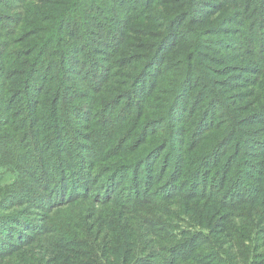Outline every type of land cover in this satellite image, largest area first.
<instances>
[{
    "label": "trees",
    "instance_id": "16d2710c",
    "mask_svg": "<svg viewBox=\"0 0 264 264\" xmlns=\"http://www.w3.org/2000/svg\"><path fill=\"white\" fill-rule=\"evenodd\" d=\"M32 1L0 0V196L9 204L0 208V261L24 253L22 257L26 259L22 264H74L76 258L86 259L90 264L92 261L112 264L108 254L118 259L116 264H263L264 253L256 242L264 233L263 222L246 227L239 226L235 219L243 222L251 218L250 213L244 216L240 213L243 209L258 211V207L264 211L261 196L264 158L257 172L259 186L254 198L248 200L232 185L224 183L197 197L187 196L190 190L185 187L187 183H195L191 177L197 167L193 166L188 173L182 170L187 166L183 154L189 148L203 149L200 155L203 160L218 154L225 146L232 147L233 156L239 144L246 142L249 146L251 140L241 137L249 132H241L237 122L254 125L255 120H264L257 115L260 110L234 120L226 108H219L220 115L213 121L214 112L210 108L217 109V105L212 94L216 99L219 96L213 91L204 105L196 107V97L206 93L209 88L204 85L210 84L204 77L202 85L196 84L190 67L186 66L165 107L161 111L152 110L150 118L141 114L146 111L152 86L166 71L177 40L179 45L182 42L181 30L176 25L181 21L192 25L221 5L239 11L232 15L235 25L230 26L227 18L214 26L217 28L211 27L221 30L219 37L223 41L218 42L215 50L218 54H213L219 65L216 69L224 65L217 58L224 52V45L227 51L251 55L258 68L263 69L264 0H187L186 7L157 34L156 43L123 89L111 84L119 65L116 56L123 51L137 17L148 10L153 0H60V8L48 10L35 23L26 22L28 15L7 12L31 6ZM244 17L250 18L249 26L242 23ZM47 18L50 20L43 21ZM229 32L233 34L227 36ZM252 47L260 59L251 54ZM236 69L256 77L252 78V88L262 86L259 80L264 74L253 66L240 65ZM236 75V86H244L250 79L246 74ZM126 123L131 124L130 129L124 130L121 137L114 134L102 147L108 140V131L118 132ZM97 126L105 133L94 130ZM137 127L140 133L135 130ZM148 129H156L155 135L167 130L165 142H155L150 151L133 159L128 168L108 162L114 158L111 147H122L130 139L133 140L130 146L138 147ZM184 139L188 142L186 148ZM258 142L262 147L264 134ZM167 143L175 149L166 153L167 157L172 156V174L165 180L163 172L167 165L163 164L153 182L145 180L139 192L140 186L132 180V169L146 168L145 163L152 162L155 153ZM240 151L244 158L238 164H243L248 153L244 147ZM156 162L161 161L155 160L153 165ZM243 167L244 164L237 174L246 173L241 170ZM180 199L217 206L219 220L226 214L229 221L224 230L227 238L222 240L218 235V244H214L210 238L213 232L207 228H199L182 217L173 223L156 219L146 209ZM86 203L110 205L119 210H116L119 216L111 219L112 233L104 228L109 218L88 214L91 207L84 208L87 213L67 214L72 207H84ZM123 215L139 218L138 222L132 220L133 225L128 226L129 232L125 234L122 231L126 228L120 223ZM90 230L99 234L98 245L85 240L82 252L73 249L74 246H65H80L75 236L89 237ZM156 237L159 241L154 240ZM197 237L204 242L199 250ZM227 241L236 249L234 252L224 249ZM33 246H37L39 254L27 258L26 251Z\"/></svg>",
    "mask_w": 264,
    "mask_h": 264
},
{
    "label": "rangeland",
    "instance_id": "374dc122",
    "mask_svg": "<svg viewBox=\"0 0 264 264\" xmlns=\"http://www.w3.org/2000/svg\"><path fill=\"white\" fill-rule=\"evenodd\" d=\"M156 1L157 0L151 1L148 10L144 11L143 13H140V16L137 17L135 24L132 28H130L129 36L126 39L125 47L123 51L116 56L119 59V62H117L119 63V65L116 69V73L113 77V80H111L112 87H116L119 89L127 87L129 80L134 75L133 73L136 71V69L138 70V68L142 65V63L147 57V54L152 49L153 44L156 43L157 34L163 32L164 25L168 24L169 19L172 18L174 15L179 14L182 9L186 7L187 4V0H158L157 3ZM59 2L60 0H34L32 1V4H29L31 6L27 5L22 9H11V11L7 12L10 15L16 14L17 12H19V14L28 15V17L26 18V22L30 23V21H34L35 23L38 20L37 18H40L42 15L48 12V10L54 7L60 8V5H58ZM236 10L239 11L238 8L227 6L224 7L221 5L216 12L214 11L204 16V18H201L199 21H193L192 25L183 23L184 21H181L176 25L178 29L181 30V34L179 35L180 39L182 38V42L179 45V41L177 40V45L176 47H174V51L169 57V64L166 68V71L158 79L157 83L152 86L153 93L146 100V111L145 113L141 114L143 118H150L152 110L161 111L165 107L168 102L167 97L170 95L171 91L174 90L175 84L178 83L180 74L183 72L186 66L190 67L189 73L193 80H196V84L202 85L204 83L203 77L206 78V80L210 84L204 85L205 87L209 88L206 93H199L196 97V107L204 105L210 98L211 92L213 91L216 92L219 96V99H216L215 95L212 94V97L214 100H216L215 102L217 105V109L210 108V110L214 112V117L212 119L213 121H215L216 118L220 115V112L217 111L219 110V108H226L233 115L234 120L244 119L250 114V112L256 110H260V113L257 115L264 117V75L259 80L262 86L260 88H252V78L256 77H254L251 72H238L236 71V67L240 65L253 66L263 74L264 68L259 69L257 63L251 55H244L242 53H238V51L235 50L227 51V45H224L222 49L224 50V52L219 54L217 57L221 62H223L221 64L224 65L221 69H216L219 65L218 61L213 56V54H218V51H215L218 48V42L223 41L221 37H219V32H221V30L213 29L211 27L216 26V24L221 19H224L225 21L229 19L230 26L235 25V19L232 15L237 14ZM74 12L75 14H77L78 10L76 9ZM115 13L119 14L118 11H116ZM49 20L50 18H47L43 21L47 22ZM225 21H221V23ZM103 23L104 22L100 23L99 25H103ZM242 23L249 26L251 24L250 18L244 17ZM230 34L233 33H226L227 36ZM250 50L251 54L255 58H259V53L254 47H252ZM192 57V60H195L194 63L191 62ZM204 64L207 66V68L203 66ZM217 71H219L220 73H217ZM236 73L238 75L246 74L250 77L248 81L244 82V86L235 85L237 81ZM19 98L21 99V102H23L21 95ZM190 106L191 104L189 103V107ZM43 111L44 109L42 110V112ZM190 111L196 113V110H192L191 108ZM223 118L224 116L222 117V119ZM255 121L256 122L254 125H244L241 124V121L237 122L240 131L247 130L249 132L245 134V136L241 137L249 138L251 140V144L249 146L246 144V142L244 143V145L239 144L240 147L237 149L236 153H234L236 154L235 156L232 155V147L228 149L227 146L222 148L218 154L214 155L209 159L203 157L202 160V158H200V155L204 151L203 149L189 148L188 152L183 154L187 165L185 167H182V170L184 172L188 173L190 172V168H192L193 166L197 167L194 172L192 171L193 176L191 177V179L195 180V183H187V187H185L186 189L189 188L187 190H190L188 191L187 196L193 195L197 197L199 194H201V192H208L210 190H214L215 188H218V186H221V184L224 183L226 185H232V187H234V189H236L238 193L244 195V197L246 198L245 200L254 198V194L256 192L255 189L257 185L259 186L258 180L260 178V174H258L257 172H260L259 170L262 168L264 160V148H262L264 144L262 147H260L258 142V138H261L262 134H264V120L257 119ZM226 122L227 120L224 119V126ZM130 127L131 124L126 123L121 126V129L118 132H116L117 129L114 131H108V135L106 137V139L108 140L103 142L102 147L106 146L107 142L114 136V134L116 135V137H118L119 135L121 137L122 134H124V130L130 129ZM132 128L134 129V125L132 126ZM156 129H148L147 133H145V136L143 137V142L138 147L130 146V143L132 144L133 142V140L131 139L129 142L127 141V144L122 147H111V150L113 151L111 156H114V158L111 157V161L108 162H111L110 164H115L117 166L121 165L125 168L130 167V164L132 163L133 159L141 157L147 151L151 150V147L155 145V142L159 141L161 143L167 137V130L160 135H155ZM88 130H91V128ZM94 130H98L99 134L105 133V130H103L100 126L95 127ZM135 130L137 132L140 131L138 127ZM139 133H137V135H139ZM215 133L218 132L215 131ZM118 139L116 140V142L118 141ZM85 142L89 141L86 139ZM185 142L186 148L188 142L186 140ZM241 147L246 148V151L248 153V155L245 156L246 162L243 163L246 168L243 167L241 169L243 172L244 170L246 172L243 175L237 174V170H239L243 165L242 162L238 164V160L240 158H244L242 156V152L240 151ZM134 150L137 152L134 153ZM170 150L174 151L175 149H173L171 145L167 143L166 147L163 150L155 153L156 155L153 156V158L155 159L152 162L145 163L146 168L141 166L137 170H135L134 168L132 169V180L134 182L137 181V184L140 186V188L138 189L139 192L141 190V187L144 186L145 180L153 182L154 177L157 176L156 174L161 172L163 164L166 163L167 165L166 167H164L165 170L163 172V176H166L165 180H167L172 174V171L174 170L171 165L172 156H166V153H168ZM155 160L161 162L159 164H157L156 162L155 165H153V162ZM246 185H248L250 189H248ZM178 195L179 194H177V196ZM261 196L264 197V195ZM180 200L181 201H165V203L157 205L159 206V208H155L154 206H148L146 207V209H148V211H151L154 217H157L156 219L162 218L165 221L167 220V222L173 223L176 222L179 217H182L189 220L192 224H198L197 226L199 228H207V230L213 232L211 233L212 237L210 238L214 244H218V240L216 239V236L218 235H221L222 240L227 238L224 235V230L226 224H228L229 221L227 219L226 214H223V216L221 217L222 219L219 220L220 213L218 212L219 210L217 206H207L201 203H188L184 199ZM7 206H9V204L3 202L2 196H0V208ZM90 207L91 211H87L89 212L88 214H91L95 217L106 216L109 218L108 222L104 224V228L105 231L108 230L111 232L110 226L112 224V220L114 221L115 217L119 216V210L113 206H96L94 204L86 203L84 207L83 205H80V207H77L76 209L72 207V209L68 211L67 214L71 213L72 215L76 211L87 213L86 209L84 208ZM257 209L258 211L252 210L250 212L249 209H243L240 213L243 216L247 215V213H250L251 218H246L245 220H243V222H240L241 220L239 219H235L237 220L239 226L243 225L246 227H251L253 225H258V223L260 224L262 222V226H264V211H260L261 209H259L258 207ZM126 217L127 216L124 215L123 217L121 216L120 221V223H122L126 228L122 231L123 234L129 232L128 226L133 225V221H139V218ZM53 218L55 219V216H53ZM135 225L136 224H134V226ZM115 227L116 226H114V228ZM158 231L159 229H155V232ZM261 235L259 239H256V242L260 244V250L264 253V233ZM75 237L78 238L77 242L80 244V246H76L74 244H67L65 246H74L73 249H75L76 251L78 250V252H82L83 248L81 246L82 244H85V240H92L93 243L90 244L93 245H98L100 241L99 234H92L91 230L89 237H81L79 235ZM197 238V249L199 250L201 245L204 244V242L202 238ZM154 240L159 241L157 237ZM146 241L147 239H144V242ZM245 243H248V241L245 240ZM230 244L231 242L227 241L226 245L224 246V249L227 252H234L236 249L230 246ZM36 247L33 246L30 248V250L26 251V253L28 252L26 256L27 258H33V256L39 254ZM22 255H24V253L16 255L11 259L2 260L0 261V264H22V262L26 259L22 257ZM108 257L112 264L117 263V258L112 257L110 254H108ZM74 261H76L74 264H90L86 259L76 258ZM262 262L264 264V258L263 261L261 260V263ZM48 264L51 263L49 262ZM92 264H97V262L92 261Z\"/></svg>",
    "mask_w": 264,
    "mask_h": 264
}]
</instances>
